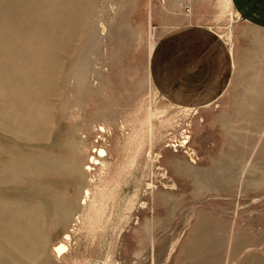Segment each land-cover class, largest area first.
Masks as SVG:
<instances>
[{
  "label": "rangeland",
  "instance_id": "obj_1",
  "mask_svg": "<svg viewBox=\"0 0 264 264\" xmlns=\"http://www.w3.org/2000/svg\"><path fill=\"white\" fill-rule=\"evenodd\" d=\"M178 3L0 0V120L24 139L0 127V172L20 168L26 158L35 165L44 153L65 160L74 155L70 144L82 140L79 160L102 146L111 164L104 181L89 176L107 184L100 221L89 232L69 224L62 256L52 247L64 236L63 223L52 226L47 208L40 239L23 233L17 211L25 208L14 200L27 194L21 184L0 185V198L15 205L3 209L12 212L0 210V264H264V27L230 12L205 24L220 36L213 49L217 70L206 81L199 70L189 79L199 46L188 54L179 44L170 60L183 86L166 92L151 73L157 58L153 53L149 63L151 47L171 30L174 46L199 42V34L184 32L185 23L169 21L178 19ZM229 28L234 62L224 48ZM164 92L218 97L176 103ZM180 106L196 109L185 113ZM149 112L152 129L135 134ZM100 124L106 132L98 131ZM17 168L9 178L28 181ZM62 177L64 185L54 181L58 191L76 201V188ZM114 180L120 182L115 188ZM94 191L79 215L83 221L90 204L101 200ZM1 212L7 222L16 219L8 222L12 228Z\"/></svg>",
  "mask_w": 264,
  "mask_h": 264
},
{
  "label": "bare ground",
  "instance_id": "obj_2",
  "mask_svg": "<svg viewBox=\"0 0 264 264\" xmlns=\"http://www.w3.org/2000/svg\"><path fill=\"white\" fill-rule=\"evenodd\" d=\"M218 5H220V12H219L220 15H223L226 12H230L231 14L236 13V15L239 16V13L237 11L233 10L231 0H222L221 3H218ZM101 25H102V30L107 32V30H108L107 25L106 24H101ZM224 36H225L226 42L227 41L228 42L234 41L233 40L234 34L232 31V28L227 29ZM155 46L156 45H153L150 49L149 57H148L149 63H150V59L152 58V54H153ZM232 51H233V49H232ZM148 67H149V64H148ZM148 75H149L148 79L150 80L152 87H154L152 82H151L149 69H148ZM73 79L74 78H72V81H73ZM195 109H193V108H182V111L187 113L188 111H192ZM152 117H153L152 113L149 112L147 114V117L144 118L140 122L139 127L134 129V133L137 134L143 130L144 131H146V129L149 130L151 128V126L153 125ZM0 127H2L1 129L8 130V132L10 134H14V135L17 134L16 138H18L20 140H24L23 138H21L22 136H19V135H21L18 132V131H20V129L17 127H14V125L12 123H5L2 120H0ZM98 131L100 133L106 132V126L103 124L98 125ZM142 137H143V135H142ZM139 144H141V143L139 142ZM70 146L72 148L74 155H71L69 158H67L65 160L57 159L56 157H50L44 153V154H42V156H40V159L36 158L33 161V162H35V165L32 163L34 167L29 166V163H30L29 160L31 161V159L26 158L24 160L23 165L20 168L15 167V165H7L3 169H1L2 171L0 172V185L6 186V184H9V182L12 184H21L22 186H20V190H23L27 194V196H23V197L21 194V197H16L14 200L15 205H17V204L20 205L19 207H21V208H18L19 210H21L22 207L25 208V209H22L23 213H22V210H21V212L17 211V213H19L20 217H23V219H21V218H19V219H21L23 221V224H25V228L23 229V233H27V234L31 233L34 236H36L35 239H38V240L40 239L39 238V235H40L39 231L41 229L39 230L38 227L40 225H42L44 222L46 223L45 210L47 208L50 209L49 211L52 214L51 219H50V223L52 226L56 227V225L63 223L64 227L66 228L65 229L66 231L64 232V236L61 240H59L57 243H55L52 247V252L55 254H58L60 256L64 255V253L68 251L67 242L71 238V230H68L70 228V227H68L69 224H70V226H73V222H74L75 223L74 226H79V225L81 226L82 225V227H84L85 229H86V227H88V229H89V227L93 228V225L100 221V216H101V213L103 211V207H104V205H106L105 204L106 203L105 197H106V193H108V192L105 191V187L107 184H104L102 186L100 182H98L97 184L92 183L93 181L91 179H89V176L91 174L98 175L99 180L102 182V181H104V179H103L104 175H107V173L111 167V164H110L109 159H108L109 157H106L108 155L107 150L105 148H103L102 146H98L94 150L93 155L91 154L90 156H88V159H86V160L85 159L79 160V157H80L79 154L81 152H83L85 149L84 140H82L80 143H76V144L72 143V144H70ZM137 149H139V147H137ZM95 152H96V154H95ZM132 158H133L132 161L135 160L136 155H134ZM36 160H37V163H36ZM9 166H10V168H9ZM32 167L36 168V169H33ZM11 168H13L14 171H16V168H17V173H24V174L28 175L29 180L26 181V180H21L19 178L17 180H21L20 181L21 183L12 181L13 179L11 180V178H9V177H12L11 173H10V172H12ZM96 170H98V171H96ZM62 176H66L69 180L70 185H73L76 188V191H77L76 201L68 200L67 199L68 195L66 194V192L64 190L61 189L62 192L58 191V189H60V188L57 187V185L55 184L54 181H57V183L59 182V184L64 185L65 179ZM118 182H119L118 180H114V184L112 187L113 188L117 187L118 184L120 183V182L119 183ZM93 187H94L96 192H98V191L101 192L100 193V194H102L101 200L97 203L90 204L89 209H87L88 214H87V217L85 219L86 221L85 220L83 221L80 219L79 215H81V214L83 215L86 208L88 207L87 201L90 200L91 189ZM108 198H107V200H109ZM104 199H105V203H104ZM25 200L26 201L32 200L33 203H31V205H27V204H25V203H27ZM14 204H12V203L8 204V201L0 198V210L1 211H3V209H5V207L15 206ZM9 211L12 212V210H9ZM9 211H5V212H9ZM21 213L24 214V216H21ZM1 215H3V213ZM11 216H12V214L10 213L8 218H10ZM81 217H84V216H81ZM3 218H4V215H3ZM11 219H12L11 222L14 225L16 223V219H14V217L13 218L11 217ZM19 219H18V222L20 221ZM5 221H6V219H5ZM81 221H83V222H81ZM8 222H10V220ZM0 224H2V223H0ZM10 225L11 224H9V227H11ZM13 229H14V227H13ZM91 230L89 229L88 232ZM12 232H14V231H12ZM91 234H92V232H91ZM33 235H30V236L28 235V236H29V238L32 239L34 237ZM37 244H39V245H37ZM43 244L44 243L42 240L37 242L35 244L36 250L37 249L40 250V248H42L41 246ZM73 264H77V261H74Z\"/></svg>",
  "mask_w": 264,
  "mask_h": 264
},
{
  "label": "crops",
  "instance_id": "obj_3",
  "mask_svg": "<svg viewBox=\"0 0 264 264\" xmlns=\"http://www.w3.org/2000/svg\"><path fill=\"white\" fill-rule=\"evenodd\" d=\"M183 3V0H179V3L177 4L180 6L179 10L176 11L179 15L178 19L171 18L169 21L171 23L181 22V26L184 23L187 24H184L183 26L185 27L182 29H186L184 32H196L199 34V42L193 41V44H189V41L183 39L180 43L174 46L172 42V30L165 33L159 39L153 52L157 58L154 59L155 63L151 66V73L155 78L153 71L155 72L157 79V81L155 80L156 84L161 86V88L165 86L167 88L166 92H169L170 88L173 89L175 87L183 86L180 83H176V81L180 79V75H175V73L178 72V69L175 64H172V59L170 60L173 48L177 47L179 44H183L189 48L187 49L188 54L191 51L196 50V46H199V57L193 61L197 66H188L186 76L189 79H193L196 76V72L199 70V79L202 78L206 81L212 78L214 70H217L216 66H212L215 63V58L213 57L215 52L213 49L216 48L214 44L217 46L220 36L205 24L218 21V17L220 16V5H218V0H187L186 3ZM231 3L233 10L237 11L239 16H241L246 22L264 27V0H231ZM224 45V48L228 49L233 59V53L229 44L225 41ZM228 51L226 50V53ZM188 85H190V83ZM199 86H203V84L199 82ZM210 88H212L211 83ZM166 92L163 94L170 97ZM186 97H189V95L186 94L184 98L178 96L176 98L170 97L169 100L176 103L195 102L203 104L213 102L218 95L201 93L199 94V98L189 99ZM180 107L196 108L185 106Z\"/></svg>",
  "mask_w": 264,
  "mask_h": 264
}]
</instances>
